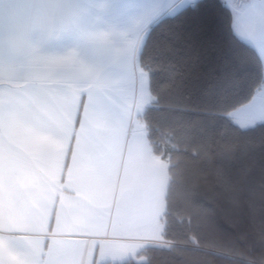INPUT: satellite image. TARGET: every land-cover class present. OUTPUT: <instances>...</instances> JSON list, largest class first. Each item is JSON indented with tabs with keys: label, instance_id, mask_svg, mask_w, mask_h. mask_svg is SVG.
I'll list each match as a JSON object with an SVG mask.
<instances>
[{
	"label": "crops",
	"instance_id": "0c3cea01",
	"mask_svg": "<svg viewBox=\"0 0 264 264\" xmlns=\"http://www.w3.org/2000/svg\"><path fill=\"white\" fill-rule=\"evenodd\" d=\"M190 1L0 0V264L141 261L161 241L168 170L138 118L139 53ZM223 1L264 66V0ZM237 111L264 122V90Z\"/></svg>",
	"mask_w": 264,
	"mask_h": 264
},
{
	"label": "trees",
	"instance_id": "16d2710c",
	"mask_svg": "<svg viewBox=\"0 0 264 264\" xmlns=\"http://www.w3.org/2000/svg\"><path fill=\"white\" fill-rule=\"evenodd\" d=\"M231 21L223 0H198L148 31L139 61L151 101L138 118L167 164L163 244L105 264H264V122L231 117L264 87V66Z\"/></svg>",
	"mask_w": 264,
	"mask_h": 264
},
{
	"label": "snow or ice",
	"instance_id": "6c2138e0",
	"mask_svg": "<svg viewBox=\"0 0 264 264\" xmlns=\"http://www.w3.org/2000/svg\"><path fill=\"white\" fill-rule=\"evenodd\" d=\"M188 42L190 45L202 43L201 41H199V39L197 37H190ZM215 42L216 43H225V40H224V37L222 36V34H218L216 36Z\"/></svg>",
	"mask_w": 264,
	"mask_h": 264
},
{
	"label": "rangeland",
	"instance_id": "374dc122",
	"mask_svg": "<svg viewBox=\"0 0 264 264\" xmlns=\"http://www.w3.org/2000/svg\"><path fill=\"white\" fill-rule=\"evenodd\" d=\"M262 90H264V87H262ZM238 110V109H237ZM236 110V111H237ZM237 112H239V111H237ZM235 123H237L238 125H240L241 124V122H240V120H238V118H235ZM242 125V124H241ZM162 245L163 244V242L162 241H160V242H158V243H155V245Z\"/></svg>",
	"mask_w": 264,
	"mask_h": 264
},
{
	"label": "built area",
	"instance_id": "2783aa9c",
	"mask_svg": "<svg viewBox=\"0 0 264 264\" xmlns=\"http://www.w3.org/2000/svg\"><path fill=\"white\" fill-rule=\"evenodd\" d=\"M196 1H198V0H192V1H190V2H189V5L192 6Z\"/></svg>",
	"mask_w": 264,
	"mask_h": 264
}]
</instances>
